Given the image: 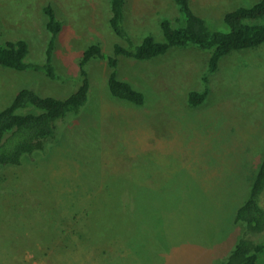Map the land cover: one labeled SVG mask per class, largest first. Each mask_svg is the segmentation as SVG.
Listing matches in <instances>:
<instances>
[{
    "label": "rangeland",
    "instance_id": "1",
    "mask_svg": "<svg viewBox=\"0 0 264 264\" xmlns=\"http://www.w3.org/2000/svg\"><path fill=\"white\" fill-rule=\"evenodd\" d=\"M257 1L191 5L225 30L226 12ZM47 5L62 25L57 77L0 66V109L23 87L66 97L88 45L111 54L125 43L109 27V0H0V42L24 39L27 62L46 61ZM178 17L172 0H127L135 43L163 40L161 19ZM209 56L189 47L120 58L118 77L144 94L141 106L111 98L106 61H91L84 108L58 125L44 155L0 169V264H222L242 234L235 212L264 154V44L231 52L212 73ZM204 87L205 102L188 106V92Z\"/></svg>",
    "mask_w": 264,
    "mask_h": 264
},
{
    "label": "trees",
    "instance_id": "2",
    "mask_svg": "<svg viewBox=\"0 0 264 264\" xmlns=\"http://www.w3.org/2000/svg\"><path fill=\"white\" fill-rule=\"evenodd\" d=\"M172 1L179 17L174 22L169 18L161 19L159 26L163 40L147 34L135 43L125 26L127 0H109V27L125 43H115L111 54L104 53L97 43L88 45L79 60L81 81L64 98L41 95L30 87L20 88L15 93L10 103L0 109V169L20 166L25 160H32V156L44 155L47 145L56 138L58 125L64 119L77 115L87 104L91 88L87 66L93 60H105L107 63V87L111 98L141 106L145 101L144 94L118 77L120 58L149 61L174 48L193 47L210 53L208 73H212L220 60L231 52L264 44V0L226 12L223 16L225 30L210 26L195 13L191 0ZM43 11L47 19L46 28L51 35L46 61L42 64L27 62L28 43L18 39L0 42V66L15 71H40L51 79L57 77L52 51L62 25L50 5ZM208 93L207 87L189 91L187 105L199 107ZM254 169L247 197L234 217L237 226L243 229L242 234L222 264H259L264 255V154ZM86 210L85 206L84 214Z\"/></svg>",
    "mask_w": 264,
    "mask_h": 264
}]
</instances>
